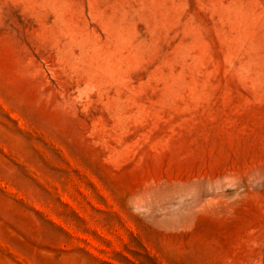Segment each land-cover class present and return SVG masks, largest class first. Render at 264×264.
I'll return each mask as SVG.
<instances>
[{"label":"rangeland","instance_id":"obj_1","mask_svg":"<svg viewBox=\"0 0 264 264\" xmlns=\"http://www.w3.org/2000/svg\"><path fill=\"white\" fill-rule=\"evenodd\" d=\"M0 264H264V0H0Z\"/></svg>","mask_w":264,"mask_h":264}]
</instances>
